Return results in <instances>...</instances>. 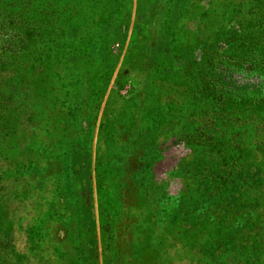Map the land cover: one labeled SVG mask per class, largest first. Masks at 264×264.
Here are the masks:
<instances>
[{"label":"rangeland","instance_id":"obj_1","mask_svg":"<svg viewBox=\"0 0 264 264\" xmlns=\"http://www.w3.org/2000/svg\"><path fill=\"white\" fill-rule=\"evenodd\" d=\"M0 264H264V0H0Z\"/></svg>","mask_w":264,"mask_h":264}]
</instances>
